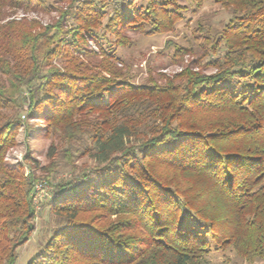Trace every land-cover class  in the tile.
Returning <instances> with one entry per match:
<instances>
[{
	"label": "trees",
	"instance_id": "16d2710c",
	"mask_svg": "<svg viewBox=\"0 0 264 264\" xmlns=\"http://www.w3.org/2000/svg\"><path fill=\"white\" fill-rule=\"evenodd\" d=\"M51 1L0 0V264H15L36 228L37 178L6 153L37 121L62 141L86 134L95 166L55 183L54 226L26 264L264 260V0H190L230 16L201 26V43L169 42L199 55L139 83L118 49L129 32L174 31L183 0ZM47 6L57 18L46 24L8 17Z\"/></svg>",
	"mask_w": 264,
	"mask_h": 264
},
{
	"label": "rangeland",
	"instance_id": "374dc122",
	"mask_svg": "<svg viewBox=\"0 0 264 264\" xmlns=\"http://www.w3.org/2000/svg\"><path fill=\"white\" fill-rule=\"evenodd\" d=\"M49 3L54 6L64 5V2L53 0ZM182 3L188 9L184 12L185 19L177 24L174 31L154 36L127 33L133 42L129 46L120 47L118 53L124 69H128L130 74L134 75L135 82H143L148 75L160 80L161 74L171 76L178 72L183 64L198 57L199 48L195 47L192 53L177 56L174 55V47L168 43L184 47H190L194 42L201 43L199 37L202 34L199 30L201 26H209L211 31L215 32L230 16L229 10L212 1H206L199 8H196L190 0H183ZM8 14L9 18L24 16L27 19H36L41 24L57 18L52 6H47L44 11L25 12L17 9L11 10ZM89 45L94 48L92 44ZM118 66L120 67V64ZM35 123L37 126L28 134L23 128L19 129L16 144L6 153L7 163L19 164L25 176L34 174L37 178L34 181V201L39 206L38 217L35 220L36 228L30 240L17 248L18 257L15 264H26L44 248L54 226L46 201L52 194L55 183L72 181L95 166L89 151L86 150L88 146L86 134L77 135L75 141H62L56 137V134H48L42 128L41 121ZM51 148L57 152L56 156H49ZM205 264H264V260L257 259L248 263L233 252L227 251L212 253L206 258Z\"/></svg>",
	"mask_w": 264,
	"mask_h": 264
}]
</instances>
